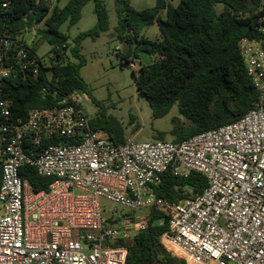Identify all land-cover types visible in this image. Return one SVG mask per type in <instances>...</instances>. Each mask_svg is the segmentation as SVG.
Returning a JSON list of instances; mask_svg holds the SVG:
<instances>
[{"label": "built area", "instance_id": "2783aa9c", "mask_svg": "<svg viewBox=\"0 0 264 264\" xmlns=\"http://www.w3.org/2000/svg\"><path fill=\"white\" fill-rule=\"evenodd\" d=\"M47 1L48 16L62 0ZM12 7L0 0V264H125L128 247L117 243L146 229L150 212L137 221L114 218L117 210L106 216L102 198L161 212L168 231L160 242L185 264H264V5L258 36L239 42L258 93L251 110L181 142L120 144L92 126L83 91L13 117L6 81L39 77L55 55H39L45 19L29 27L27 14H4ZM25 168L51 179L48 188L35 191ZM166 173H199L207 187L170 202L157 194Z\"/></svg>", "mask_w": 264, "mask_h": 264}, {"label": "trees", "instance_id": "16d2710c", "mask_svg": "<svg viewBox=\"0 0 264 264\" xmlns=\"http://www.w3.org/2000/svg\"><path fill=\"white\" fill-rule=\"evenodd\" d=\"M89 0H67L55 5L50 14L47 0H13V7L5 15L21 21L28 15V25L45 19L44 27L37 34L49 43L54 53L51 67L42 70L39 77H15L4 86V95L10 99L15 119L26 116L33 108L54 107L73 91L91 92L80 76L85 64L81 54V43L86 38L96 39L110 29V17L103 0L94 1L97 25L79 34L73 44L61 27L77 24L82 10ZM222 4L218 14L216 5ZM264 0H180L173 6L169 0H156V5L136 10L130 0H115L117 13V37L130 47L123 56L130 65L131 57L140 62L136 75L137 90L151 107L155 119L169 113L174 105L188 124H175L171 131L173 141L181 142L197 134L213 130L241 119L253 108L258 93L247 75L240 55L239 42L243 38H256L260 25ZM162 11L166 17L160 16ZM3 14H0V30ZM157 23L160 39L149 40L141 36L142 31ZM15 27L14 24H9ZM141 52L151 55L153 64L146 66L140 60ZM79 60L70 62L69 56ZM50 75V79L48 76ZM49 85V92L42 87ZM96 129L109 133L115 143L126 141L120 126L100 118L91 121ZM158 140H165L161 133ZM28 177L35 191L47 189L51 179L40 177L33 168L22 172ZM207 187L206 178L192 173L187 178L163 175L157 194L170 202H178L201 194ZM168 231V222L158 211H150L146 229L137 232L127 245L125 264H185L184 260L167 251L160 236Z\"/></svg>", "mask_w": 264, "mask_h": 264}, {"label": "rangeland", "instance_id": "374dc122", "mask_svg": "<svg viewBox=\"0 0 264 264\" xmlns=\"http://www.w3.org/2000/svg\"><path fill=\"white\" fill-rule=\"evenodd\" d=\"M110 17V29L101 33L96 39L86 38L81 43V54L85 64L80 69V76L87 84L91 97L90 101H85L84 109L90 119L100 118L102 122L112 121L120 126L126 140L135 143L155 142L159 134H165V141H173L171 134L175 124H188L179 113L178 106L174 105L169 113L162 118L155 119L148 100L140 95L136 85V75L140 69V62L131 57L130 60L134 67L127 64L123 58L126 55L129 45L120 40L116 33L117 13L115 0H103ZM67 0H62L64 5ZM173 6H177L180 0H169ZM134 9L140 11L152 8L156 5V0H130ZM219 14L223 10L222 4L216 5ZM160 16L165 18L166 12L162 11ZM97 25V17L94 12V1L89 0L82 10L80 21L69 26L65 23L61 27V32L65 33L72 45L73 40L81 33L92 30ZM42 23L39 28H43ZM141 36L149 40L160 39V32L157 23L146 27ZM50 45L42 40L39 45V55L47 56L50 52ZM69 61L77 63L79 60L70 54ZM101 205L105 210L106 216L113 214L114 218L128 217L132 220L145 219L149 215L148 209L131 211L105 198L101 199ZM124 228V226H120Z\"/></svg>", "mask_w": 264, "mask_h": 264}, {"label": "water", "instance_id": "95a60500", "mask_svg": "<svg viewBox=\"0 0 264 264\" xmlns=\"http://www.w3.org/2000/svg\"><path fill=\"white\" fill-rule=\"evenodd\" d=\"M140 60L146 66H149V65H152L153 64V59H152L151 55H149L146 52H141V54H140Z\"/></svg>", "mask_w": 264, "mask_h": 264}]
</instances>
